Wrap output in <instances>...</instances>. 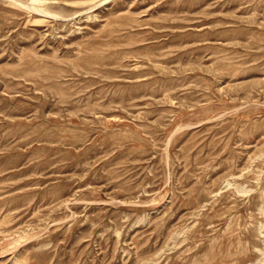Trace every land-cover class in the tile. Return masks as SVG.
<instances>
[{"label": "rangeland", "instance_id": "1", "mask_svg": "<svg viewBox=\"0 0 264 264\" xmlns=\"http://www.w3.org/2000/svg\"><path fill=\"white\" fill-rule=\"evenodd\" d=\"M0 264H264V0H0Z\"/></svg>", "mask_w": 264, "mask_h": 264}, {"label": "bare ground", "instance_id": "2", "mask_svg": "<svg viewBox=\"0 0 264 264\" xmlns=\"http://www.w3.org/2000/svg\"><path fill=\"white\" fill-rule=\"evenodd\" d=\"M29 6H30V5H29ZM35 7H36V9L39 10L40 12H41V11L43 12V10H41L40 8L38 9L37 6H35ZM42 8H43V7H42ZM93 8H94V7H93ZM93 8H92V9H93ZM44 13H45V12H44ZM45 14H46V13H45ZM47 14H50V13H47ZM52 15H53V14H52Z\"/></svg>", "mask_w": 264, "mask_h": 264}]
</instances>
